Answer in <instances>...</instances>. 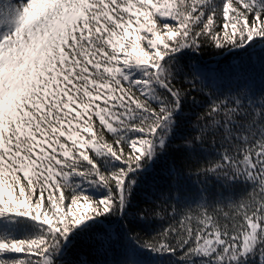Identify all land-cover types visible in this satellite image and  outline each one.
<instances>
[{
  "label": "snow or ice",
  "instance_id": "6c2138e0",
  "mask_svg": "<svg viewBox=\"0 0 264 264\" xmlns=\"http://www.w3.org/2000/svg\"><path fill=\"white\" fill-rule=\"evenodd\" d=\"M0 264H264V0H0Z\"/></svg>",
  "mask_w": 264,
  "mask_h": 264
}]
</instances>
